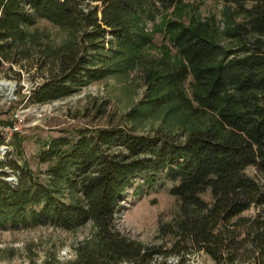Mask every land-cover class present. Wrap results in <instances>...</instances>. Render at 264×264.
Wrapping results in <instances>:
<instances>
[{
	"label": "trees",
	"instance_id": "obj_1",
	"mask_svg": "<svg viewBox=\"0 0 264 264\" xmlns=\"http://www.w3.org/2000/svg\"><path fill=\"white\" fill-rule=\"evenodd\" d=\"M184 1L200 0H0V72L38 51L42 80L27 101L67 97L123 70L122 62L151 41L143 21ZM218 1L245 17L229 31L240 49L169 21L170 42L186 65L147 79L149 102L157 105L181 99V84L191 74L200 107L215 112L212 127L183 140L121 125L80 127L48 139L37 156L48 165L39 173L6 152L0 159L1 230L71 229L92 221L99 258L115 264H172L170 256L184 264L187 254L200 251L216 264H264V0ZM39 19L65 29L68 39L43 44L30 31ZM249 166L261 180L245 172ZM167 182L180 203L179 218L160 228L172 234V245L146 246L121 235L115 216L128 189L141 195ZM207 190L210 202L202 197ZM251 207L258 209L253 216L241 215ZM94 262L91 256L80 264Z\"/></svg>",
	"mask_w": 264,
	"mask_h": 264
},
{
	"label": "rangeland",
	"instance_id": "obj_2",
	"mask_svg": "<svg viewBox=\"0 0 264 264\" xmlns=\"http://www.w3.org/2000/svg\"><path fill=\"white\" fill-rule=\"evenodd\" d=\"M169 21L197 28L226 49L235 51L242 46L238 39L229 35L235 24L245 21L235 5L218 0L184 1L153 21H143V29L150 34L151 41L131 54V61L122 62L123 70L91 82L67 97L43 104L27 101L32 87L42 80L36 65L39 52L33 51L29 59L22 61V66L8 69L6 65L0 72L3 84L0 86V125L10 121L12 111L18 110L25 115L21 132L13 134L3 147L0 144V159L9 152L39 173L48 165L37 157L48 139L74 133L80 127L121 125L138 134L169 132L181 140L192 131L212 127L215 112L200 107L191 74L181 84V99L157 105L149 102L147 79L150 74L186 65L170 42ZM30 31L43 44L51 46L69 37L65 29L43 19H39ZM245 172L261 180L254 167H247ZM8 179L13 180L14 174L10 173ZM170 186L167 182L141 195L128 189L115 216L117 231L142 245L170 247L174 237L160 230L162 226L173 225L180 214V203L170 194ZM202 197L210 202V191ZM257 211L251 207L241 215L253 216ZM97 231L92 221L71 229L51 225L0 229V264H80L91 256L95 257L94 264H115L99 258ZM178 260L177 256H170L168 262L176 264ZM184 264L216 263L200 251L187 254Z\"/></svg>",
	"mask_w": 264,
	"mask_h": 264
},
{
	"label": "built area",
	"instance_id": "obj_3",
	"mask_svg": "<svg viewBox=\"0 0 264 264\" xmlns=\"http://www.w3.org/2000/svg\"><path fill=\"white\" fill-rule=\"evenodd\" d=\"M25 123V115L21 111H12L10 121L0 125V134L4 137L5 142L15 133L21 132ZM2 147L4 144L1 145Z\"/></svg>",
	"mask_w": 264,
	"mask_h": 264
},
{
	"label": "bare ground",
	"instance_id": "obj_4",
	"mask_svg": "<svg viewBox=\"0 0 264 264\" xmlns=\"http://www.w3.org/2000/svg\"><path fill=\"white\" fill-rule=\"evenodd\" d=\"M0 86H3V84H2V83H0Z\"/></svg>",
	"mask_w": 264,
	"mask_h": 264
}]
</instances>
